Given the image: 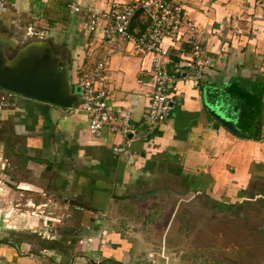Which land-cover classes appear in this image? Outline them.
Instances as JSON below:
<instances>
[{
    "label": "crops",
    "instance_id": "obj_1",
    "mask_svg": "<svg viewBox=\"0 0 264 264\" xmlns=\"http://www.w3.org/2000/svg\"><path fill=\"white\" fill-rule=\"evenodd\" d=\"M48 1L59 17L54 25L69 27V35L55 41L44 31H33L56 58L70 64L76 86L95 57L106 55L108 111L118 120L127 116L136 130L132 138L117 133L93 138L78 106L64 110L13 98L16 141L8 150L15 149L22 136L31 152L25 169L34 172L36 182L48 172L54 183L45 186L49 196L57 190L68 198L59 201L44 195L41 199L34 193V189L41 193V187L30 181L19 180L15 192L5 187L6 194L0 197V264H166L162 236L180 201L191 210L200 197L197 193L204 192V198L224 207L263 197L256 189L264 185V0H170L181 6L184 19L194 23L198 41L208 48L210 66L194 88L191 70L183 67L188 49L176 40L163 41L169 56L166 72L177 81L167 91L168 117L152 128L143 125L152 86L150 56L132 55L126 42L117 38L100 42L88 32L85 13L135 0ZM6 2L12 7V19L13 10L26 6L38 10V3H47ZM1 3L5 1L0 0L3 15ZM66 5L79 7L80 12L74 14ZM139 17L132 26L142 23ZM64 47L70 48L68 54ZM234 76L262 90L260 128L254 138L236 135L231 129L235 119L225 126L208 111L205 93L223 88ZM7 117L2 107L0 122ZM129 138L123 154L111 151ZM204 184H211V189H203ZM20 191L28 195L21 197ZM225 193L236 202L225 200ZM210 202L203 203L206 209ZM203 205L200 202L196 208L198 215L207 212ZM154 207L165 215L162 226L157 227L156 213L145 217Z\"/></svg>",
    "mask_w": 264,
    "mask_h": 264
},
{
    "label": "rangeland",
    "instance_id": "obj_2",
    "mask_svg": "<svg viewBox=\"0 0 264 264\" xmlns=\"http://www.w3.org/2000/svg\"><path fill=\"white\" fill-rule=\"evenodd\" d=\"M4 1L5 5H2V3L1 5L5 8L6 13H3V15L0 14V38L5 37L8 41L12 40L17 46H21L29 42L41 41L38 39L36 40L34 37H26L25 34L27 29L37 32L44 31L47 35L45 37L51 35L55 41L66 39L67 35H69V27L63 26V24L55 26L59 23V17L52 12L51 7L47 6L49 5L48 0H44L45 2L47 1L44 5L38 3V5H40L39 7L37 5L38 10L35 8L36 6L34 8L26 6L25 10H20L18 12L13 10L12 12L15 15L13 19L10 17V10L12 7L7 4L6 0ZM64 16L65 18L68 17V11L66 13L64 12ZM51 27H54L51 29L53 32L49 31ZM6 50L5 47L4 52ZM64 50L66 54H68L67 52H69L68 50H70V48L64 47ZM66 54L65 56L67 57ZM73 79V75H70L71 87L74 93L77 94V86L75 83L73 84ZM6 102H10V100L4 99L3 106ZM7 108L8 107L4 106L5 110ZM10 118L12 117L9 116L3 123L0 122L3 126V137L0 139V141L3 140V142H1L3 148H0V197L6 194L5 187H7V192H15L18 186L15 185L18 184L19 180H24L30 181L34 183L33 185L41 187V193L34 189V193H37L41 199H45V197L55 198L59 201L67 199L68 195H61L57 190H51L55 195L52 194L53 196H49L51 192L49 193V187L45 189V186L54 183L51 181L52 175L48 176V172H46L47 174L38 176L40 180L37 178L39 181L36 182L33 179V177H35L33 176L34 172L25 169L26 164L29 162H27L26 155H29L31 152L26 148L22 136H18L19 139L16 142L17 145L15 149L11 148V150H13L12 152L8 150L9 146H11V142L16 141V137H5V133L10 127ZM5 141H8L9 146ZM204 185L205 187L203 189H211V184ZM60 187L63 186H59V188ZM28 188L30 189V187ZM56 188L58 189V187ZM258 188L256 192L259 190L264 193V185ZM26 193L25 191H20L19 196L25 197L28 195ZM197 194H199L201 198H195L196 200L192 204V209H195L194 211L192 209L190 210L183 201H180L172 217L168 221L166 231L162 236L161 244L162 250L165 248V255L167 257L165 263L264 264V195L261 194L263 196L262 198H251L237 205L229 203L230 206L227 207L223 206L224 203H219L210 198L211 205L207 206L208 208L206 209L204 205L209 200L204 198L205 193ZM219 195L222 196L221 193ZM225 196L226 198L223 196L225 200L236 202V200L227 198L229 196L227 193H225ZM200 202H202V205L204 203L203 206L207 212L198 215L196 208L199 207ZM151 209L152 210L147 211L148 214L145 216L146 219L152 218L153 214L156 213L157 227L165 224V215L159 214L160 210L157 207ZM41 211L42 208L35 210V212Z\"/></svg>",
    "mask_w": 264,
    "mask_h": 264
},
{
    "label": "built area",
    "instance_id": "obj_3",
    "mask_svg": "<svg viewBox=\"0 0 264 264\" xmlns=\"http://www.w3.org/2000/svg\"><path fill=\"white\" fill-rule=\"evenodd\" d=\"M44 1V0H39ZM72 13L78 14L79 7L66 5ZM88 32L100 38V42L120 39L126 42L128 51L133 55H149L152 77L148 105L143 116V125L154 127L161 124L171 110L167 97L168 89L177 81L166 72L169 56L164 40L179 41L189 52V58L183 61V67L190 69L192 84L198 88L202 73L210 66L208 48L200 43L197 30L191 20L183 17L180 5L170 0H135L132 3H116L112 8L103 11L87 9ZM139 13L140 25L132 26ZM26 37L42 38L31 29H27ZM107 56L98 55L93 65L80 74L77 82V106L87 117V132L93 138H101L103 134H119L125 138L133 136L136 128L129 123V118H114L107 106ZM126 139L121 146L112 147L115 154H123L132 139Z\"/></svg>",
    "mask_w": 264,
    "mask_h": 264
},
{
    "label": "water",
    "instance_id": "obj_4",
    "mask_svg": "<svg viewBox=\"0 0 264 264\" xmlns=\"http://www.w3.org/2000/svg\"><path fill=\"white\" fill-rule=\"evenodd\" d=\"M8 44L4 42L0 46L1 90L64 110L77 106L68 62L56 58L51 47L42 41L24 45L13 58L7 60L3 48ZM219 108L208 106V111L226 126L231 118L225 117ZM231 129L234 130L233 124Z\"/></svg>",
    "mask_w": 264,
    "mask_h": 264
},
{
    "label": "trees",
    "instance_id": "obj_5",
    "mask_svg": "<svg viewBox=\"0 0 264 264\" xmlns=\"http://www.w3.org/2000/svg\"><path fill=\"white\" fill-rule=\"evenodd\" d=\"M138 16L139 13L136 14L133 22L137 20ZM244 83L243 78L234 76L223 88H213L206 92L205 99L210 103V106L220 107L219 110L225 117L235 119L233 132L236 135L243 136L242 138H254L259 134L260 122L258 118L262 90L258 85L252 84L249 87ZM234 111L239 115L236 116Z\"/></svg>",
    "mask_w": 264,
    "mask_h": 264
},
{
    "label": "flooded vegetation",
    "instance_id": "obj_6",
    "mask_svg": "<svg viewBox=\"0 0 264 264\" xmlns=\"http://www.w3.org/2000/svg\"><path fill=\"white\" fill-rule=\"evenodd\" d=\"M4 42H6V43H9L8 45H5L4 46V48H3V52H4V49H5V47H6V51L4 52V56L6 57V59L7 60H10L11 58H13L16 54H17V52L25 45V44H23V45H21V46H17V44H15L12 40L11 41H8L7 40V38H5V37H1L0 38V46L2 45V43H4ZM30 43V42H29ZM28 44V43H27ZM56 57H59V56H56ZM16 97V95H13V94H11V93H8V92H5V91H3V90H1L0 89V110L2 109V107H8L7 109H6V113L8 114V117L9 116H12L13 115V113H14V103H13V98H15ZM4 99H9L10 100V102H6L5 103V105L3 106V102H4ZM7 117V118H8ZM6 118V119H7ZM10 120L12 121V118H10ZM11 121H10V127H9V129H8V131L5 133V137L6 138H9V136L10 137H13L14 135H13V126H12V123H11ZM2 131H3V126L0 124V139L3 137L2 136ZM5 138V139H6ZM5 143L9 146V144H8V141H5Z\"/></svg>",
    "mask_w": 264,
    "mask_h": 264
}]
</instances>
